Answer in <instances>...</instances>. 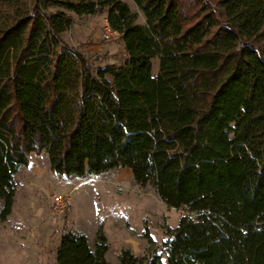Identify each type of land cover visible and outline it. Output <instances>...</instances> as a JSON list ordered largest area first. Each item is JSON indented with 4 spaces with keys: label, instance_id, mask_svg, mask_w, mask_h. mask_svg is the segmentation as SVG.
I'll return each instance as SVG.
<instances>
[{
    "label": "trees",
    "instance_id": "obj_1",
    "mask_svg": "<svg viewBox=\"0 0 264 264\" xmlns=\"http://www.w3.org/2000/svg\"><path fill=\"white\" fill-rule=\"evenodd\" d=\"M131 1L142 22L123 0H0V221L45 151L64 176L128 167L184 211L119 264H264V0ZM105 7L119 64L61 39ZM107 250L101 225L91 242L66 229L55 260L111 264Z\"/></svg>",
    "mask_w": 264,
    "mask_h": 264
},
{
    "label": "rangeland",
    "instance_id": "obj_2",
    "mask_svg": "<svg viewBox=\"0 0 264 264\" xmlns=\"http://www.w3.org/2000/svg\"><path fill=\"white\" fill-rule=\"evenodd\" d=\"M123 1L138 11V21L142 22V13L133 2ZM105 16L106 7L93 15L74 16L61 39L81 49L93 62L119 64L126 57L123 43L118 34L104 37ZM158 63L155 57L153 73ZM35 159L43 171L42 176L35 177L36 184L27 182L29 173L23 169L15 176V203L8 217L0 221V264H56V249L66 229L80 230L91 242L98 225L107 237L106 259L119 264L118 250L128 248L134 254L144 251L145 226L160 244L165 227H174L184 212L166 206L152 187L137 186L128 167L80 178L53 173L45 151ZM52 193L70 198L66 214L63 216V210L55 220L51 218Z\"/></svg>",
    "mask_w": 264,
    "mask_h": 264
},
{
    "label": "built area",
    "instance_id": "obj_3",
    "mask_svg": "<svg viewBox=\"0 0 264 264\" xmlns=\"http://www.w3.org/2000/svg\"><path fill=\"white\" fill-rule=\"evenodd\" d=\"M104 27V32L103 35L106 39H109L110 37L117 35V32L112 30L107 22L105 23ZM51 199L53 202L52 205V215L51 218L55 220L59 215L63 212L64 208L69 205V196L68 194H57V193H52L51 194Z\"/></svg>",
    "mask_w": 264,
    "mask_h": 264
},
{
    "label": "crops",
    "instance_id": "obj_4",
    "mask_svg": "<svg viewBox=\"0 0 264 264\" xmlns=\"http://www.w3.org/2000/svg\"><path fill=\"white\" fill-rule=\"evenodd\" d=\"M153 60H154V58L152 59V64H153ZM157 72H158V70L155 73H153V72L152 73H153V75H155V74H157ZM37 156L38 155H32L28 164L22 166L18 171V172H20L23 169L29 173V175H28L29 181L27 180V182L29 184H36L35 183V177L43 175L42 169L38 166V159H35V158H37ZM15 197H16V192H15V196H14V203H15Z\"/></svg>",
    "mask_w": 264,
    "mask_h": 264
}]
</instances>
